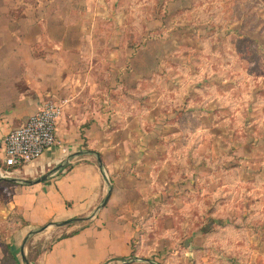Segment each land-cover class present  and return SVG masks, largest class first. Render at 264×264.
<instances>
[{
  "label": "rangeland",
  "instance_id": "obj_1",
  "mask_svg": "<svg viewBox=\"0 0 264 264\" xmlns=\"http://www.w3.org/2000/svg\"><path fill=\"white\" fill-rule=\"evenodd\" d=\"M47 2L54 1L0 0V7L27 23L37 19L27 10ZM86 2L53 5L65 11ZM112 3L124 11L121 43L113 38L118 15H98L99 37L112 46L100 38L94 47L103 57L94 80L106 89L92 90L93 104L119 107L134 147L149 138L139 171L154 193L137 223L144 257L156 264H264V0ZM117 50L119 61L105 59ZM20 224L17 212H0V264H16L8 241ZM39 229L22 244L28 260L60 235Z\"/></svg>",
  "mask_w": 264,
  "mask_h": 264
},
{
  "label": "crops",
  "instance_id": "obj_2",
  "mask_svg": "<svg viewBox=\"0 0 264 264\" xmlns=\"http://www.w3.org/2000/svg\"><path fill=\"white\" fill-rule=\"evenodd\" d=\"M53 1L27 10L37 17L27 21L31 25L13 21L9 8L0 7V158L8 133L25 124L44 102L63 106L60 145L20 169L9 171L0 164V212L6 218L15 211L24 221L8 241L10 254L16 264H156L144 257L146 251L137 240V223L150 212L154 198L152 182H143L139 172L145 165L140 153L149 138L144 136L134 147L119 107L93 104L92 90L106 89L94 80V65L103 58L94 47L100 38L99 44L112 46L111 40L99 37L98 15H118L113 37L118 41L124 11L114 8L112 0H95L102 9L85 0L82 7L65 11L53 5L59 0ZM115 53L105 59L119 61L122 53ZM102 104L104 114L99 112ZM110 125L119 128L111 130ZM45 175L47 180L36 182ZM109 188L107 203L97 211ZM81 218L86 220L54 225ZM44 226L45 236L60 235L28 260L22 244Z\"/></svg>",
  "mask_w": 264,
  "mask_h": 264
},
{
  "label": "built area",
  "instance_id": "obj_3",
  "mask_svg": "<svg viewBox=\"0 0 264 264\" xmlns=\"http://www.w3.org/2000/svg\"><path fill=\"white\" fill-rule=\"evenodd\" d=\"M62 110L60 103L44 102L25 124L10 131L3 143L0 164L20 169L38 160L49 148L60 145L57 131Z\"/></svg>",
  "mask_w": 264,
  "mask_h": 264
},
{
  "label": "water",
  "instance_id": "obj_4",
  "mask_svg": "<svg viewBox=\"0 0 264 264\" xmlns=\"http://www.w3.org/2000/svg\"><path fill=\"white\" fill-rule=\"evenodd\" d=\"M98 163H99V168H100V170H101L102 173L104 174L103 164H102V160H101L100 158H98ZM66 165H67V163L64 164V165H61L58 169L64 168V167H66ZM56 171H57V170H56ZM104 175H105V174H104ZM48 177H49V175H45V176L39 178L36 182H43V181L47 180ZM105 178H106V182H107L108 185L110 186L109 180L107 179L106 175H105ZM25 182H26V183H30V184L34 183V181H25ZM109 196H110V188H109V191H108L106 197L104 198V201L102 202V204L100 205V207L97 209V211H98L99 209H101L102 207L105 206V204L107 203V201H108V199H109ZM97 211H96V212H97ZM84 220H86V219H82V218H81V219H73V220L64 221V222H60V223H54V225L57 226V227H62V226L69 225V224H71V223H73V222H80V221H84ZM46 228H47V226H44V227L40 228L39 231H44ZM30 234H31V233H30ZM30 234H29V235H30ZM29 235H28V236H29Z\"/></svg>",
  "mask_w": 264,
  "mask_h": 264
},
{
  "label": "trees",
  "instance_id": "obj_5",
  "mask_svg": "<svg viewBox=\"0 0 264 264\" xmlns=\"http://www.w3.org/2000/svg\"><path fill=\"white\" fill-rule=\"evenodd\" d=\"M22 224H24V221L22 220ZM73 233H76V231H74ZM9 252H10V250H9Z\"/></svg>",
  "mask_w": 264,
  "mask_h": 264
}]
</instances>
